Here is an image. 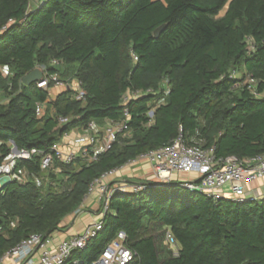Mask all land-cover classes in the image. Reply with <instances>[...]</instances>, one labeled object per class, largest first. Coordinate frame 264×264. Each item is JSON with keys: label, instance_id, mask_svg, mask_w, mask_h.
<instances>
[{"label": "trees", "instance_id": "trees-1", "mask_svg": "<svg viewBox=\"0 0 264 264\" xmlns=\"http://www.w3.org/2000/svg\"><path fill=\"white\" fill-rule=\"evenodd\" d=\"M38 67L78 88L52 98L25 86ZM0 100V164L11 143L48 154L92 124L128 126L93 162L79 156L48 171L42 156L16 163L14 174L26 180L0 194L1 258L33 234L59 230L95 180L170 144L181 129L187 143L214 146L217 158L264 156V0H0ZM104 225L76 254L82 264L96 261L120 231L137 264H264V199L215 200L179 181L148 182L140 193L116 192ZM169 231L177 257L166 245Z\"/></svg>", "mask_w": 264, "mask_h": 264}, {"label": "built area", "instance_id": "built-area-1", "mask_svg": "<svg viewBox=\"0 0 264 264\" xmlns=\"http://www.w3.org/2000/svg\"><path fill=\"white\" fill-rule=\"evenodd\" d=\"M59 62L54 61L53 65ZM44 69V68H43ZM3 77L9 75L7 70H2ZM256 81L249 78L247 85L252 89ZM39 89H53L66 91L77 89L78 84L75 82L68 83L62 81L58 75L47 76L44 69V79L36 83ZM164 94L168 96L169 87L164 84ZM153 93L135 92L125 97V103L130 100H136L142 96ZM0 100V105L3 104ZM155 109L148 112L150 119L154 118ZM37 115H43V107L37 108ZM128 129L126 122L108 121L101 131L96 124H92L89 129L82 132L73 142L72 151L65 153L60 143L53 146L52 152L48 154L41 153L37 150L15 152V144L11 143L10 156L0 164V194L3 189L18 178L14 174V168L17 162L30 160L34 156H42L41 169L48 171L54 167L56 161L64 164L74 162L79 156L86 158L89 162L96 160V156L112 149L118 139V135ZM103 132V134H102ZM102 144L99 151H93L96 146ZM91 148V151L89 150ZM94 152L95 155L91 156ZM137 163H149L155 173L156 184H170L173 176H193L194 179L188 182H181V187L192 193L204 194L215 200L225 198L221 193L224 187L230 188L228 200L237 203L255 202L260 199L258 194H254L251 185L259 178H264V156L254 157L245 161L234 158L221 159L216 156V148H204L198 143L189 144L185 141L180 130L179 137L168 145L149 151L140 155L127 165ZM119 170V169H118ZM118 170L110 171L101 178L95 180L89 189V194L98 193L102 208L99 217L86 230L79 235L72 236L62 240L57 246L53 245L55 233L48 237L39 234H33L15 248L6 252L0 258V264H82L83 261L76 257L77 253L85 251L89 244L96 239L104 230V220L110 211V202L120 188L110 187L108 181L115 177ZM57 172L61 173L58 169ZM25 181V177L18 178ZM148 188V183L133 184L131 193H140ZM82 213L80 208L74 215ZM14 226V225H13ZM128 236L125 232L120 231L116 237L106 246L100 257L90 264H137V253L128 248ZM166 245L177 257L180 252V245L169 231L166 234Z\"/></svg>", "mask_w": 264, "mask_h": 264}, {"label": "crops", "instance_id": "crops-1", "mask_svg": "<svg viewBox=\"0 0 264 264\" xmlns=\"http://www.w3.org/2000/svg\"><path fill=\"white\" fill-rule=\"evenodd\" d=\"M62 91L53 89L50 94L52 98H55ZM99 131L103 128L99 127ZM81 131H73L68 134L61 142L60 146L65 153L72 151V144L74 140L81 134ZM103 134V132H102ZM102 147V144H99L95 147L93 151H99ZM189 179H194L193 176H187ZM155 173L152 166L149 163H137L132 165H125L120 168L115 177L108 181L110 187L120 188L121 192L131 193V186L133 184L155 182ZM251 190L254 194H258L260 197L259 200L264 199V178H259L251 185ZM224 194L225 198H228L230 195V188L224 187L220 191ZM102 204L99 200V194L94 193L88 195L81 207L82 213L79 215H71L65 218L59 230L55 233L53 239V245L57 246L62 240L68 239L72 236L82 234L86 228L96 221L99 217Z\"/></svg>", "mask_w": 264, "mask_h": 264}, {"label": "water", "instance_id": "water-1", "mask_svg": "<svg viewBox=\"0 0 264 264\" xmlns=\"http://www.w3.org/2000/svg\"><path fill=\"white\" fill-rule=\"evenodd\" d=\"M167 28V25H163L160 28H158L155 33H154V37L155 39H158L160 34ZM44 79V69L41 67H38L36 69H34L33 71H31L29 74H27L23 80L22 83L25 86H31L33 84H36L38 82L43 81ZM15 152H18L17 147H15Z\"/></svg>", "mask_w": 264, "mask_h": 264}, {"label": "rangeland", "instance_id": "rangeland-1", "mask_svg": "<svg viewBox=\"0 0 264 264\" xmlns=\"http://www.w3.org/2000/svg\"><path fill=\"white\" fill-rule=\"evenodd\" d=\"M56 90V89H55ZM3 102V100H1ZM173 180L174 181H179V182H188L191 181V179L187 178L186 175H182V176H173Z\"/></svg>", "mask_w": 264, "mask_h": 264}]
</instances>
